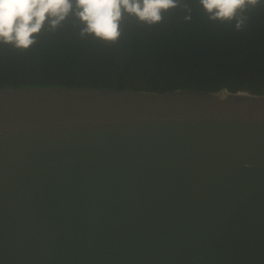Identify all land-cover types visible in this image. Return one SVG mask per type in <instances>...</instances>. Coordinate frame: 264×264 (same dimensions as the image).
I'll return each instance as SVG.
<instances>
[{
  "label": "water",
  "instance_id": "1",
  "mask_svg": "<svg viewBox=\"0 0 264 264\" xmlns=\"http://www.w3.org/2000/svg\"><path fill=\"white\" fill-rule=\"evenodd\" d=\"M0 264H264V93L1 86Z\"/></svg>",
  "mask_w": 264,
  "mask_h": 264
},
{
  "label": "trees",
  "instance_id": "2",
  "mask_svg": "<svg viewBox=\"0 0 264 264\" xmlns=\"http://www.w3.org/2000/svg\"><path fill=\"white\" fill-rule=\"evenodd\" d=\"M83 27L74 7L57 27L46 22L27 49L0 43V87L264 93V0L231 20L209 19L199 0H179L153 24L122 10L114 41L82 34Z\"/></svg>",
  "mask_w": 264,
  "mask_h": 264
},
{
  "label": "clouds",
  "instance_id": "3",
  "mask_svg": "<svg viewBox=\"0 0 264 264\" xmlns=\"http://www.w3.org/2000/svg\"><path fill=\"white\" fill-rule=\"evenodd\" d=\"M179 0H0V43L27 49L45 23L57 27L75 7L84 27L81 33L114 41L120 35L122 10L149 24L162 20V10L175 8ZM209 19L231 20L237 11L257 0H199ZM190 19V17H186ZM237 28L240 23H237ZM226 97H221V100Z\"/></svg>",
  "mask_w": 264,
  "mask_h": 264
}]
</instances>
